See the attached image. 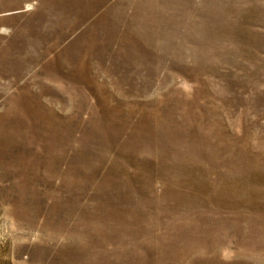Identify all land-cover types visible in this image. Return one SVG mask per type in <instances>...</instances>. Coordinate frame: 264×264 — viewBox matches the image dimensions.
Segmentation results:
<instances>
[{
  "label": "rangeland",
  "instance_id": "1",
  "mask_svg": "<svg viewBox=\"0 0 264 264\" xmlns=\"http://www.w3.org/2000/svg\"><path fill=\"white\" fill-rule=\"evenodd\" d=\"M0 264H264V0H0Z\"/></svg>",
  "mask_w": 264,
  "mask_h": 264
}]
</instances>
